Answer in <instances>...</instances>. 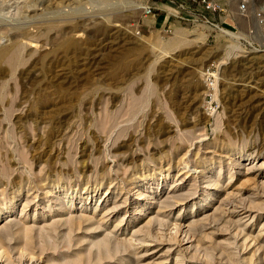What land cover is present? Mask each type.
Returning <instances> with one entry per match:
<instances>
[{"label": "rangeland", "instance_id": "rangeland-1", "mask_svg": "<svg viewBox=\"0 0 264 264\" xmlns=\"http://www.w3.org/2000/svg\"><path fill=\"white\" fill-rule=\"evenodd\" d=\"M185 1L0 0V264H264V0Z\"/></svg>", "mask_w": 264, "mask_h": 264}, {"label": "built area", "instance_id": "built-area-1", "mask_svg": "<svg viewBox=\"0 0 264 264\" xmlns=\"http://www.w3.org/2000/svg\"><path fill=\"white\" fill-rule=\"evenodd\" d=\"M190 1L201 5L203 10L208 11V12L213 13V14L225 11L224 8L219 3L215 2L214 0H190ZM179 5L181 7H184L183 3H179ZM246 9H247L246 3L241 2L238 6V10L240 12H244V11H246ZM144 10L146 13H150L151 7L149 5H146V6H144ZM253 16H254L255 21L258 25L260 35L264 39V10L263 9H254ZM206 22H209L210 24L217 26L213 22H210L207 18H206ZM258 50L264 52L263 47H260ZM204 76H205V82H206L207 88L210 91H212L215 88L216 80H215V74L213 72H211L210 67L207 68L206 72L204 73ZM208 97L211 100H213L214 93L212 92V93L208 94ZM212 103H213V101H211L209 105H212Z\"/></svg>", "mask_w": 264, "mask_h": 264}, {"label": "bare ground", "instance_id": "bare-ground-1", "mask_svg": "<svg viewBox=\"0 0 264 264\" xmlns=\"http://www.w3.org/2000/svg\"><path fill=\"white\" fill-rule=\"evenodd\" d=\"M19 31L18 32H19L20 36H22L24 38H28L29 33L27 31H25L23 29H21ZM18 32H16V33H18ZM12 38L13 37H10V43L8 45L0 47V71H2V69L7 67V66H5V64L11 65V66L15 62L17 64V60L20 58V54L23 51L22 50V44H20L19 41H17L18 39L16 40L15 38H13V39ZM261 38H262V43L260 42V46L264 47V39H263V37H261ZM7 68H10V67H7Z\"/></svg>", "mask_w": 264, "mask_h": 264}, {"label": "crops", "instance_id": "crops-1", "mask_svg": "<svg viewBox=\"0 0 264 264\" xmlns=\"http://www.w3.org/2000/svg\"><path fill=\"white\" fill-rule=\"evenodd\" d=\"M156 8V12L154 15L148 19H146L148 22H142L141 24L147 28L150 27V25H156V26H165L169 22V18L171 16V13L169 11L170 6L168 4H176L175 6H178L179 3H186L185 0H156V2H153ZM189 7L188 5H186ZM167 11V12H166Z\"/></svg>", "mask_w": 264, "mask_h": 264}]
</instances>
